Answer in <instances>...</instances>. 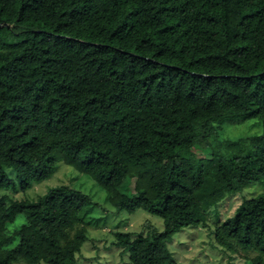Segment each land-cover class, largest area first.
Listing matches in <instances>:
<instances>
[{
    "label": "trees",
    "instance_id": "obj_1",
    "mask_svg": "<svg viewBox=\"0 0 264 264\" xmlns=\"http://www.w3.org/2000/svg\"><path fill=\"white\" fill-rule=\"evenodd\" d=\"M234 119L261 132L221 138ZM58 163L117 211L162 221L114 232L129 264H178L176 234L264 181V0H0V189L27 191ZM91 211L68 185L0 196V264H75ZM213 238L264 264V194Z\"/></svg>",
    "mask_w": 264,
    "mask_h": 264
},
{
    "label": "rangeland",
    "instance_id": "obj_2",
    "mask_svg": "<svg viewBox=\"0 0 264 264\" xmlns=\"http://www.w3.org/2000/svg\"><path fill=\"white\" fill-rule=\"evenodd\" d=\"M231 123L221 126L220 137L239 139L257 135L261 132L260 122L256 120L234 119ZM204 157L203 159H208ZM8 175L14 179L12 171ZM68 185L89 196L92 211L86 217L90 221L87 226L88 239L76 254L75 264H129L128 253L114 244V232H129L133 236L148 234L152 229L162 230V221L144 211L137 210L133 214L117 211L106 201V192L98 187L93 180L74 171L71 167L58 163L55 173L48 179L34 184L31 189L21 191L19 188L0 189V196H6L8 202L33 200L43 195L50 187ZM264 194V181L244 188L240 193L225 198L208 217L207 227H188L176 234L168 248L178 264H249L253 256L248 254H230L214 245L213 230L215 225L232 217L245 199ZM24 222L18 215L9 231H13ZM17 264H24L19 262Z\"/></svg>",
    "mask_w": 264,
    "mask_h": 264
}]
</instances>
